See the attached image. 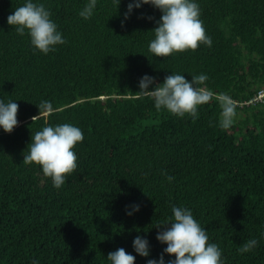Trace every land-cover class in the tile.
Segmentation results:
<instances>
[{
    "label": "trees",
    "instance_id": "1",
    "mask_svg": "<svg viewBox=\"0 0 264 264\" xmlns=\"http://www.w3.org/2000/svg\"><path fill=\"white\" fill-rule=\"evenodd\" d=\"M40 2L66 40L47 55L6 22L23 0H0V100L19 106L18 125L0 129V264H107L121 247L146 264L166 247L156 234L170 224H156L172 205L192 210L224 264H264V101H252L264 87V0H197L212 46L169 57L148 52L161 15L150 5L122 27L131 0L118 10L98 0L88 20L79 16L87 0ZM171 73L206 74L201 87L237 105L234 124L219 127L215 99L195 120L157 111L139 80L162 83ZM63 123L84 139L77 169L56 189L23 156L35 132ZM134 203L140 209L129 216ZM137 235L148 239L149 257L133 251ZM252 239L257 246L240 253Z\"/></svg>",
    "mask_w": 264,
    "mask_h": 264
},
{
    "label": "clouds",
    "instance_id": "2",
    "mask_svg": "<svg viewBox=\"0 0 264 264\" xmlns=\"http://www.w3.org/2000/svg\"><path fill=\"white\" fill-rule=\"evenodd\" d=\"M112 3L118 10L121 0H112ZM97 4L98 0H87L79 11V16L84 20L90 19ZM143 5H150L161 13L156 21L157 26L153 29V38L148 43V52L153 56L169 57L174 53L195 51L200 45L212 46V39L206 35L203 21L200 19L197 0H131L127 4V11L123 13L121 26H124L134 8L139 9ZM6 22L14 27L18 35L27 34L34 52L47 55L55 51L57 45L66 43L58 25L51 19V12L40 0H23V3L7 16ZM207 79V75L203 73L192 76L191 80L182 74L171 73L164 77L162 83H156L155 77L145 74L139 80L138 92L151 98L157 111L164 109L176 117L188 116L193 120L198 118L200 105L215 99L221 109L218 125L222 130H227L235 122L237 105L226 94H214L201 87ZM150 85L155 86L150 89ZM260 93L263 94L261 98ZM252 101H264V87L255 93ZM18 107L13 100H0V129L4 132H12L18 125ZM83 139L82 130L71 123L44 126L31 136L23 163L38 165L43 175L51 179L53 187L59 189L78 167L74 148ZM162 174L169 182L174 179ZM128 208H131V211H128ZM125 209L126 214L131 216L139 211L140 206L134 203L126 205ZM171 212V217L156 224L157 227L170 224V227L156 234V240L166 247L158 258L148 259L146 264H224L222 250L216 243L209 242L206 229L194 218L190 208L172 205ZM256 246L257 240L252 239L246 241L238 251L249 252ZM132 248L141 257L150 255V244L146 237H134ZM165 254L169 257L174 255V259L166 261ZM106 260L107 264H135L136 256L121 247L109 252ZM32 264H37V261L33 260Z\"/></svg>",
    "mask_w": 264,
    "mask_h": 264
},
{
    "label": "built area",
    "instance_id": "3",
    "mask_svg": "<svg viewBox=\"0 0 264 264\" xmlns=\"http://www.w3.org/2000/svg\"><path fill=\"white\" fill-rule=\"evenodd\" d=\"M262 95H263V94L260 93V94H259V98H261Z\"/></svg>",
    "mask_w": 264,
    "mask_h": 264
}]
</instances>
